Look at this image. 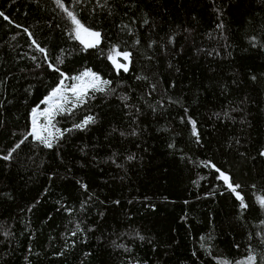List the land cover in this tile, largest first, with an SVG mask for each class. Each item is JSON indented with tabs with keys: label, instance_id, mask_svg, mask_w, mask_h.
<instances>
[{
	"label": "trees",
	"instance_id": "obj_1",
	"mask_svg": "<svg viewBox=\"0 0 264 264\" xmlns=\"http://www.w3.org/2000/svg\"><path fill=\"white\" fill-rule=\"evenodd\" d=\"M0 13V264H264V0ZM86 71L101 87L54 113L46 147L33 110Z\"/></svg>",
	"mask_w": 264,
	"mask_h": 264
},
{
	"label": "rangeland",
	"instance_id": "obj_2",
	"mask_svg": "<svg viewBox=\"0 0 264 264\" xmlns=\"http://www.w3.org/2000/svg\"><path fill=\"white\" fill-rule=\"evenodd\" d=\"M88 32H90V31H88ZM74 34H75L76 39L84 47H88L86 45L89 43H93L94 41H95V44L97 43L96 38L89 36L86 32H81L79 38H77L76 28L74 30ZM82 41H84V42H82ZM112 57L115 58V60L118 64H122V65H126V66H128L129 61H130L129 56H127V59H125L123 53H119V55H117V53H116ZM110 61L113 64V66L115 67V69L118 70L111 58H110ZM120 69H123V68H120ZM84 73H90L92 75L85 76ZM84 73L82 75H80L78 78H76L75 83L71 89H68L65 85L59 86L58 88L61 89V92L56 97H54L51 102H49V103L43 102L42 107L35 109V112H36L35 117L33 116V113L31 116V134L34 138H36L35 135L33 134V127H34L33 121H34V119H35L36 131H38L42 137L47 138L48 140H51L57 133V131L54 129V127L52 125V118H53L54 113L57 112L58 110L63 109L64 106L69 104L70 102L72 103L73 97L77 98L78 93H73L72 89L74 87H77L81 91H83V93L87 90L93 89V87H91L90 85L93 82V76H95V77H97V76L94 75L93 73L89 72V71H86ZM100 87H101V81L98 78V80L96 81V88H100ZM52 93L48 97H50L52 95ZM72 93H73V95H72ZM49 109H52L51 113H49Z\"/></svg>",
	"mask_w": 264,
	"mask_h": 264
},
{
	"label": "snow or ice",
	"instance_id": "obj_3",
	"mask_svg": "<svg viewBox=\"0 0 264 264\" xmlns=\"http://www.w3.org/2000/svg\"><path fill=\"white\" fill-rule=\"evenodd\" d=\"M59 2H60V0H57V3H59ZM0 15H3V13H0ZM68 15L72 18L73 23L76 25L77 38H79L81 32H86L89 36L96 38V41H98L99 33H97V32H88V30L85 29L83 27V25H81L80 22L78 20H76V18L74 16H72V14L70 12L68 13ZM5 19H7V17H5ZM82 42H84V41H82ZM94 44H95V41L93 43L87 44L86 46L92 47V46H94ZM117 55H119V53H117ZM127 56H128V54L125 53L124 54L125 59H127ZM110 58L113 60V63L116 65L117 69L123 68L124 71H127V66L126 65L118 64L116 62L115 58H113V57H110ZM61 75H63V74L61 73ZM84 75L85 76H89V75H92V74L84 73ZM97 80H98V78L93 76V82L91 83L90 86L93 87V88H96V81ZM61 84H63V81H61ZM98 90L102 91L103 89H98ZM72 91H73V93H78V95H77V99L78 100L84 94L83 91H81L77 87H74L72 89ZM60 92H61V89L57 88L56 90L53 91L52 95L50 97H48L44 102L45 103L51 102L53 100V98L56 97ZM51 111H52V109H49V113H51ZM35 115H36V112H35V110H33V116L35 117ZM90 122H92V118L91 117H89L87 120L84 121V125H87ZM33 126H34L33 127V134L35 135L36 139L37 140H41L45 144L46 147H51L52 144H51L50 140H48L47 138L42 137L40 135V133L38 131H36L35 119L33 121ZM78 127H83V126L82 125H78ZM17 146H19V145H17ZM5 158L7 159V157H5ZM221 177L224 179L225 183H228V177L227 176H224V174L221 173ZM229 187L232 188V185L229 184ZM232 190H233V192H235V188H232ZM237 198L242 200V198L239 195H237ZM260 203H261L262 206H264V199H261Z\"/></svg>",
	"mask_w": 264,
	"mask_h": 264
},
{
	"label": "water",
	"instance_id": "obj_4",
	"mask_svg": "<svg viewBox=\"0 0 264 264\" xmlns=\"http://www.w3.org/2000/svg\"><path fill=\"white\" fill-rule=\"evenodd\" d=\"M98 44H100V39L99 38H98ZM226 184L229 187V183H226ZM229 189H232V188L229 187Z\"/></svg>",
	"mask_w": 264,
	"mask_h": 264
}]
</instances>
